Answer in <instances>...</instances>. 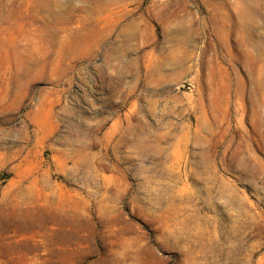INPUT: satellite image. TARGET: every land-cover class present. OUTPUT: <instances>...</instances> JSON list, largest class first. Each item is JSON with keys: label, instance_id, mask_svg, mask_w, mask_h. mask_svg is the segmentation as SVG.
<instances>
[{"label": "rangeland", "instance_id": "obj_1", "mask_svg": "<svg viewBox=\"0 0 264 264\" xmlns=\"http://www.w3.org/2000/svg\"><path fill=\"white\" fill-rule=\"evenodd\" d=\"M0 264H264V0H0Z\"/></svg>", "mask_w": 264, "mask_h": 264}]
</instances>
